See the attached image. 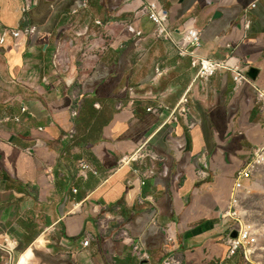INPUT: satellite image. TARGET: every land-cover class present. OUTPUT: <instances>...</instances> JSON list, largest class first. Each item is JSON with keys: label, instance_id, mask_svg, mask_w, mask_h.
Here are the masks:
<instances>
[{"label": "crops", "instance_id": "0c3cea01", "mask_svg": "<svg viewBox=\"0 0 264 264\" xmlns=\"http://www.w3.org/2000/svg\"><path fill=\"white\" fill-rule=\"evenodd\" d=\"M84 1L0 0L2 28L36 29L0 46V237L17 246L0 264H249L227 240L237 177L264 146V0ZM152 3L201 33V57L257 79L221 72L203 90L139 14ZM188 92L191 129L147 111ZM147 142L159 162L119 167Z\"/></svg>", "mask_w": 264, "mask_h": 264}, {"label": "built area", "instance_id": "2783aa9c", "mask_svg": "<svg viewBox=\"0 0 264 264\" xmlns=\"http://www.w3.org/2000/svg\"><path fill=\"white\" fill-rule=\"evenodd\" d=\"M25 11L29 12L33 7L32 0H24ZM83 6H88V1L85 0L83 2ZM255 4H252L250 8H255ZM142 16H147L149 20L155 25L156 30L154 37L156 39L162 40L164 42L170 43L177 49L179 55L181 57H190L191 58V66L194 70H196V83H199L203 90H206L209 84V81L212 77H214L217 73L221 72H229L233 75L234 83L236 87H239L243 84L252 83L250 77H248L247 69L240 68L231 63V60L225 61H217L211 60L207 58H203L199 55L200 50L203 47L201 40V33L195 29H184L182 32L179 30L172 29L169 25L168 13L159 7L157 4H147L142 7L139 12ZM98 26L101 23H96ZM176 32L179 35V38H175ZM36 33V29L34 27L28 28L23 32L10 30L2 28L0 25V46H3L6 38L11 37L13 39H19L22 36L32 37ZM260 99L264 101V95H260ZM191 97L190 93H186L178 102V104L173 108H167L164 106L151 107L147 109L148 113L154 115L157 118H163L164 115L167 114L163 125H172L178 124L181 120L187 122L188 128L191 129L195 126L196 123L188 122L191 116V107H190ZM79 107H76L72 110L71 116L72 118H77L79 116ZM24 112L25 110H21ZM17 121V120H15ZM75 131L72 130L68 133L66 139L72 141L74 139ZM147 159L152 160L153 162H159L160 158L155 155L149 148V143H145L141 146V148L131 156H126L122 158L119 162V167H132L134 164L142 165L145 163ZM264 166V146L257 149L252 156L247 168L240 172L234 188V199L233 205L235 208L239 207L240 200L243 198L246 192H248V183L253 179L254 173L261 167ZM78 169L81 175H86L87 172H91L96 174L90 166L84 161L81 160L78 162ZM153 169H149L146 171V174L143 176L144 178L153 175ZM133 173L135 175L141 176V170H134ZM206 174L204 172L198 173L199 179H204ZM235 218L238 219L240 223V230L238 232V237H229L227 243L231 247V254L235 255L241 250L245 251L246 259L250 262V254L251 251L248 249L254 243L252 228L249 226H245L240 221L241 215H239L237 209L233 214ZM170 241L172 239H169ZM89 245V241L86 240L83 243L84 247ZM16 242L12 241L7 235H3L0 237V251L11 255L16 250ZM134 250L140 254L141 259H147L148 256L145 253H142L140 247L138 245L134 246ZM166 264H173L166 262Z\"/></svg>", "mask_w": 264, "mask_h": 264}, {"label": "rangeland", "instance_id": "374dc122", "mask_svg": "<svg viewBox=\"0 0 264 264\" xmlns=\"http://www.w3.org/2000/svg\"><path fill=\"white\" fill-rule=\"evenodd\" d=\"M248 192L240 200L237 211L243 225L252 228L254 243L248 247L251 251V264H264V166L259 168L248 183ZM240 230V223L238 222ZM246 257L245 251H240Z\"/></svg>", "mask_w": 264, "mask_h": 264}, {"label": "water", "instance_id": "95a60500", "mask_svg": "<svg viewBox=\"0 0 264 264\" xmlns=\"http://www.w3.org/2000/svg\"><path fill=\"white\" fill-rule=\"evenodd\" d=\"M258 71L256 69H252L251 71H249L248 73V77L252 78L253 80H256L258 77ZM234 237H238V232L234 233Z\"/></svg>", "mask_w": 264, "mask_h": 264}]
</instances>
